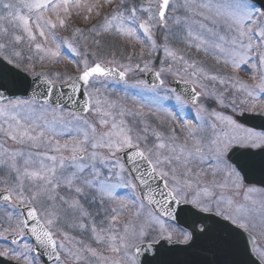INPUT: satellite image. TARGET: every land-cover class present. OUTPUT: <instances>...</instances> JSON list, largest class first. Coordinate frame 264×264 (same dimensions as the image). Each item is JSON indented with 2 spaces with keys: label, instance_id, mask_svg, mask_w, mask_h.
<instances>
[{
  "label": "snow or ice",
  "instance_id": "snow-or-ice-1",
  "mask_svg": "<svg viewBox=\"0 0 264 264\" xmlns=\"http://www.w3.org/2000/svg\"><path fill=\"white\" fill-rule=\"evenodd\" d=\"M105 7L110 11L101 12ZM80 8L87 10L85 20L93 12L102 17L88 29L96 37L94 45L100 47L105 34L132 46L133 53L134 44H140L136 62L132 55L118 58L115 51L104 59L87 47L82 50L84 29L79 27L71 37H61L57 29H67L72 9ZM0 12L6 13L0 21H7L13 33L22 29L41 63L55 66L69 59L77 69L71 76L33 71L34 64L23 63L15 47L22 36L0 25V34L10 37L0 42V57L33 77L23 96L15 98L3 92L19 88L23 78H0V239L18 245L0 248V257L36 264L32 254L43 249L54 264L83 260V253L111 264H136L139 244L131 240L142 241L152 225L165 231L159 217L171 216L170 201L190 203L202 212L215 207L217 216L250 239L257 214L264 226V198L251 199L256 192L264 197V187L244 183L256 165L264 171V132L224 114L228 108L240 110L238 93L245 94L240 105L264 112V105L249 103L264 99V7L257 8L254 0H0ZM160 50L164 59L157 69L153 53ZM242 66L250 83L238 75ZM145 73L152 74V82L141 78ZM177 77L192 87H172L169 80ZM217 83L223 91L215 88ZM116 86L123 97L105 95ZM236 146L246 151L233 157ZM227 190L233 197L225 196ZM241 193L243 202L236 199ZM249 201L259 203L258 213ZM146 206L152 210L145 214ZM130 207L137 217L145 214V223L137 232L124 221L118 231L119 218ZM69 219V228L90 232L117 258L71 237L63 227ZM25 235L32 244H19ZM189 239L185 234L183 242ZM252 245L258 264H264V244L252 239ZM132 248L136 253L129 257Z\"/></svg>",
  "mask_w": 264,
  "mask_h": 264
},
{
  "label": "water",
  "instance_id": "water-1",
  "mask_svg": "<svg viewBox=\"0 0 264 264\" xmlns=\"http://www.w3.org/2000/svg\"><path fill=\"white\" fill-rule=\"evenodd\" d=\"M254 2L260 7H264V0H254ZM13 74L18 79L22 77L23 80H20L19 88L3 92L9 98L17 95L23 96L24 88L30 85L33 80L19 71L0 64V78L7 81ZM28 91L31 92L32 89L28 88ZM53 99H56V95L53 96ZM81 103H83V99H81ZM254 122L256 127L264 129V119L256 117ZM251 172L253 176L246 181L264 187V171L256 165ZM169 211L171 212L170 218H175L179 224L192 230L190 232L192 234L191 242L183 246L159 244L153 248L139 247V252L136 255H141L142 250L153 251L154 255H171L166 263L162 262L160 258H153L154 264H258L250 251L251 239L245 237L238 229L223 221L201 215H199L197 223H192L191 221L195 217L190 215V210L178 207L174 201H170ZM157 213L159 212L157 211ZM198 224H203L204 228L207 226V231L203 230L202 233L195 231ZM222 225H228L232 231H226L221 227Z\"/></svg>",
  "mask_w": 264,
  "mask_h": 264
},
{
  "label": "rangeland",
  "instance_id": "rangeland-1",
  "mask_svg": "<svg viewBox=\"0 0 264 264\" xmlns=\"http://www.w3.org/2000/svg\"><path fill=\"white\" fill-rule=\"evenodd\" d=\"M180 2L182 3V0H180ZM22 14H27V10H25V9H22ZM50 15H49V18H51V19H53V20H55V16L53 15V14H51V13H49ZM181 14H183V16H181L182 18L186 15V13L183 11V10H180V12L178 13V15H181ZM0 15H6V13H4V12H0ZM100 21V20H99ZM80 22H86V21H84V20H80ZM170 23H171V21H170ZM93 24H96L95 22H91L88 26H85V28H83V27H81V26H73L74 25V22L73 21H68V27H67V29H63V28H58L57 29V31H58V34L61 36V37H64V36H67V37H71L72 36V32H73V30L75 29V28H77V27H79V28H82V29H84V35H83V37H80V39H79V43H80V45H81V48H82V50H83V48L84 47H87V48H89L91 51H96L97 52V55L100 57V58H104V59H107V58H110L111 57V54H112V52L113 51H115L116 52V54H117V57L118 58H121V59H123L124 57H126V56H128V55H132L133 56V63H135L136 62V57L138 56L137 55V53H133V47L132 48H126L127 50H128V55L126 54V52H125V50L124 49H120L122 52H124L126 55L125 56H123L122 55V53H120V52H117L116 51V49H118L116 46H115V44H113V42H112V40H114V41H116L113 37H111V36H109V35H102L101 37H99V39L101 40V46L100 47H97L96 45H94V43H93V41H94V39H96V37L94 36V34H92V33H89L88 32V29L89 28H91L92 27V25ZM0 25H2V26H5V27H8L9 28V32L10 33H13L12 32V27H11V25L10 24H8V22L7 21H0ZM69 25H71V26H69ZM21 31H22V29H19V28H17L16 30H15V32L13 33V34H16V35H21L22 36V43H26L25 45H26V47H28V49L29 50H35L34 49V45H30L29 44V42H28V40H27V37H26V35L24 34H22L21 33ZM8 38H10V37H4L2 34H0V42H3V40H5V39H8ZM86 38V39H85ZM105 38H109V39H105ZM24 41V42H23ZM20 42V43H21ZM37 42H42L41 41V38L39 37V36H37ZM20 43L19 44H17L15 47H16V50L17 51H19V52H23L24 53V50H22L21 49V47L19 46L20 45ZM173 47H182V45H173ZM123 48H125L124 46H123ZM26 50V49H25ZM27 51V50H26ZM136 51V50H135ZM63 52H64V55L65 56H69L70 54L67 52V50L66 49H63ZM37 53H34V55L33 56H31V55H29V56H31L32 57V61L30 62V63H32V64H34V67H33V71H38V70H42L43 69V71H46L47 69H48V67L49 66H45V63H41V61L39 60V58H38V60H37V62H35L34 63V58H36V55ZM153 56L155 57H157V59L156 60H154L153 62H154V65L155 64H158L157 66H160L161 67V63H160V61L161 60H163L164 59V53H163V51L162 50H160V51H157V52H155V53H153ZM155 57V58H156ZM159 58V59H158ZM77 59H79V58H77ZM148 59H152V57H148ZM28 60V59H27ZM63 61H67V62H69V59H64V60H62L61 62H63ZM70 63V62H69ZM167 65H165V67H166ZM159 68V67H158ZM47 71H49V70H47ZM52 71H59V72H61V74L62 75H64V76H67V74H66V72H62V70H52ZM70 71H72L73 72V69L72 68H70ZM241 79H243V80H245V81H247V82H251V79H250V75L249 74H244L243 76H241L240 77ZM105 95H107V96H110L112 99H118L119 97H121L122 95H124V93H123V90L119 87V86H116V87H113L112 89H110L107 93H105ZM130 100L129 101H127V103H129L130 104ZM11 143V142H10ZM3 176V175H2ZM121 191V193L122 194H124V192H125V190H120ZM258 193L259 192H256V193H252L251 194V199L252 200H256V201H259L258 200V198L260 197L259 195H258ZM227 194H229L230 195V198L231 197H233V191H231V190H227V191H225V196L227 197ZM243 195V194H242ZM241 195V196H242ZM227 198H229V197H227ZM248 203V206L249 207H255L256 209H257V213H258V211H259V204L257 203L256 205H252L251 204V202L249 201V202H247ZM226 206V205H225ZM136 209L135 208H132L131 210H130V213L128 214V215H132V214H134L136 211H135ZM149 210L147 209V208H145V210H144V212H145V214L148 212ZM145 214H141L139 217H137V216H131V218H129V220H127V221H129L130 222V228H135L136 230H137V232L139 231V228L141 227V225H143L144 223H145ZM122 217V216H121ZM120 217V218H121ZM256 217H259V215L257 214L256 215ZM137 219H142V221H139L138 222V220ZM69 222L71 221V219H69L68 220ZM72 222V221H71ZM123 217H122V220H120V225H119V228H118V231H123ZM163 222V221H162ZM66 226H67V223H66ZM164 226H165V229L167 228V229H169L170 231L168 232V230L166 229L165 231H163V232H161V230H160V227H159V225H152L151 226V228L150 229H148L147 230V235H146V237L141 241L140 239H133V240H131V243H133V244H138V243H140V242H143V241H145V240H147L148 238H152L151 240H156L158 237H161V236H165V237H168L169 236V234L170 233H172L171 231H172V227L171 226H168L166 223H164ZM63 227H64V224H63ZM65 229V231H67L68 233L70 232L68 229H66V228H64ZM175 229V228H174ZM259 229V230H258ZM254 230V229H253ZM156 231V234L154 233ZM255 232V235L257 236V239H256V243H257V245H260V244H264V226H262L261 224H258V228L257 229H255L254 230ZM155 234V235H154ZM69 235L71 236V237H73V235L71 234V233H69ZM173 236V234H171V237ZM84 244H87L86 242H84ZM68 247H72V245L71 244H69V245H67ZM95 249H97V248H95ZM133 249V248H132ZM132 249L129 251V255H132ZM73 250H75V249H73ZM98 251V250H97ZM108 253H111V252H109V251H107ZM98 253L100 254V255H104V254H102V253H100L99 251H98ZM83 255H88L87 253H83ZM90 255V254H89ZM105 255H107V254H105ZM110 255H116V254H113V253H111ZM120 255H123L122 253L120 254ZM123 264V263H122Z\"/></svg>",
  "mask_w": 264,
  "mask_h": 264
},
{
  "label": "flooded vegetation",
  "instance_id": "flooded-vegetation-1",
  "mask_svg": "<svg viewBox=\"0 0 264 264\" xmlns=\"http://www.w3.org/2000/svg\"><path fill=\"white\" fill-rule=\"evenodd\" d=\"M23 63L27 64L25 61H23ZM14 66V65H13ZM230 98V97H229ZM228 98V99H229ZM232 99V97L229 99V101ZM236 99H238L237 95H236ZM230 109H227V110H224L225 113L228 112ZM238 111H241V110H238ZM235 112L234 111H230V114L229 115H233ZM244 127V126H243ZM244 128H247V127H244ZM212 132L213 130L212 129H208L207 132H206V135L208 136H211L212 135ZM3 174L0 173V179H3L4 177L2 176ZM213 177L209 174L206 179L207 180H211ZM218 179H223V177H218ZM2 190V189H0ZM220 189H216L215 190V194L216 195H219L220 194ZM227 197L230 198V195L227 194ZM214 211H216L215 207H213ZM0 231H3L2 228H0ZM10 236V233L8 234ZM29 238L25 235L23 238L19 239V244H25V243H28V244H31L30 241H28ZM4 247H8V248H17L18 245H13L11 244V239L5 241L3 239H0V248H4ZM35 257H37V261H36V264H54V261L49 259V257L47 255H43V258H40L38 257L37 255H33ZM85 258L83 260H79V261H76L74 258H69V259H66L65 260V264H95L96 261H97V257H91V255H86L84 256ZM0 259L2 261H0V264H9V263H15V264H24V262L22 260L20 261H11L9 260L8 258L6 257H0Z\"/></svg>",
  "mask_w": 264,
  "mask_h": 264
}]
</instances>
